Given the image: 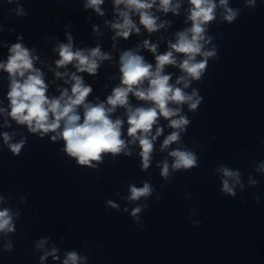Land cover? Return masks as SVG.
<instances>
[{
	"label": "clouds",
	"instance_id": "obj_1",
	"mask_svg": "<svg viewBox=\"0 0 264 264\" xmlns=\"http://www.w3.org/2000/svg\"><path fill=\"white\" fill-rule=\"evenodd\" d=\"M104 0H87L85 7L93 8L97 13L103 15L100 5ZM191 8L188 10V20L191 27L178 32L175 43H169V51L157 55L155 69L153 65L145 62L144 58L132 50L124 51L119 58L120 63V86L113 89L112 94L107 97L106 104H91L86 102V98L92 92V88L85 85L83 78L75 72L70 75L72 83L71 94L68 90H62L58 98L49 99L46 96L47 85L44 82L43 73L34 68L33 57L30 51L21 43L13 44L10 49L6 63H0V69L8 73L10 87L7 93L10 111L8 116L18 124L27 125L30 133H39L44 136L47 133H56L51 139L55 141L57 137L64 141L63 151L73 157L79 165L92 167V161H100L102 153H111L113 156L121 153L126 148V142L121 138L122 121L112 120L111 113L117 106L127 109L128 136L133 141L139 140L140 156L142 158V168L146 170L150 166L153 143L157 136L161 135L163 129L157 128L156 135L151 136L153 125L157 123L158 117L169 119L178 116L181 109L179 107H169L170 104H188L189 110L194 111L201 103L195 90L191 95L186 94L183 89L170 84V75L163 74L166 65L177 66V59L174 53L184 56L178 67L186 73L192 80H200L205 72L209 57H215V51H202L205 41L206 25L216 19L217 4L215 0H189ZM249 6L255 5V0H247ZM157 4V0H114V5L118 10V15L122 22H116L111 27L116 30V35L127 39L135 31L140 29L133 22L131 15H137L139 22L149 32H155L164 24H157V17L153 15L151 9ZM124 5V10L119 6ZM219 6L224 8L226 15L224 19L232 23L239 10L228 7V0H219ZM180 4L173 5L172 0H159L158 10L164 13H177ZM23 15V12H18ZM210 39V38H209ZM71 41V37H69ZM144 47L153 54L156 53V45L144 41ZM60 59L56 61L57 67H65L73 64L76 72L95 75L99 67V60L109 59L107 54L101 53L99 47L86 52L84 50L73 51L72 44H61L57 49ZM197 56L203 57L197 60ZM68 75V73H56L57 77ZM147 81L145 88L144 82ZM67 83V81H65ZM184 84V88L189 86V81L185 76L177 79L176 84ZM133 94L138 100L151 102V107H137L132 109L129 106V94ZM196 97V99H194ZM84 108L83 117L78 109ZM5 111L0 109V112ZM190 121L184 116L179 119H170L169 126L179 131H173L163 141L162 149L167 148L173 142L180 140V132L186 130L185 126ZM60 130L57 132V130ZM5 144L11 152L19 155L24 147L25 141L19 143H8L11 137L8 133H3ZM129 153H125L128 155ZM175 158L172 168L174 170H191L198 167L196 154L188 150H173L169 153ZM264 169V165L261 166ZM225 179L222 184V191L230 196H235L234 187L229 184V179L236 178L239 183L238 173L227 168L219 169ZM169 165L163 164L161 175L167 177ZM253 183H255L253 181ZM131 193L129 199L139 200L141 197H148L152 194V186L145 182L143 187L130 186ZM159 199V197H158ZM113 208L117 207L112 201L108 202ZM141 212L140 207L132 211V216L137 217ZM197 225L200 221L195 222ZM12 216L8 209L0 210V232H12ZM43 244V241H41ZM55 249L51 253L54 259ZM45 257H41L43 260ZM78 256L75 252L67 254V259L63 264H77Z\"/></svg>",
	"mask_w": 264,
	"mask_h": 264
},
{
	"label": "water",
	"instance_id": "obj_2",
	"mask_svg": "<svg viewBox=\"0 0 264 264\" xmlns=\"http://www.w3.org/2000/svg\"><path fill=\"white\" fill-rule=\"evenodd\" d=\"M211 264H264V186Z\"/></svg>",
	"mask_w": 264,
	"mask_h": 264
}]
</instances>
